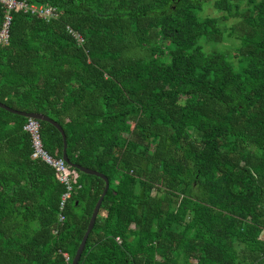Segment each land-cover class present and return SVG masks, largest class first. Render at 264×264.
<instances>
[{
    "label": "trees",
    "instance_id": "obj_1",
    "mask_svg": "<svg viewBox=\"0 0 264 264\" xmlns=\"http://www.w3.org/2000/svg\"><path fill=\"white\" fill-rule=\"evenodd\" d=\"M29 1L59 15L13 12L0 101L108 177L78 264H264V0H213L226 30L205 0ZM225 36L232 53L198 42ZM26 120L0 107V264H71L104 180L68 165L60 207Z\"/></svg>",
    "mask_w": 264,
    "mask_h": 264
},
{
    "label": "built area",
    "instance_id": "obj_2",
    "mask_svg": "<svg viewBox=\"0 0 264 264\" xmlns=\"http://www.w3.org/2000/svg\"><path fill=\"white\" fill-rule=\"evenodd\" d=\"M0 9H2V17L0 19V44L7 42L9 38V28L14 11L34 14L37 17L46 20L56 18L59 15L58 9L55 6L29 0H0ZM67 29L69 33L75 37L78 43H81L84 40L83 35L79 31H76L71 26H67ZM23 128L28 131L31 137V156L34 158H40L53 167L59 181L65 186V191L61 194L59 202V206L62 207L73 189L72 175L68 169V164L62 156H53L45 149L40 132V121L37 118L27 117ZM60 219H63L62 214L60 215ZM116 238L119 240V237Z\"/></svg>",
    "mask_w": 264,
    "mask_h": 264
},
{
    "label": "water",
    "instance_id": "obj_3",
    "mask_svg": "<svg viewBox=\"0 0 264 264\" xmlns=\"http://www.w3.org/2000/svg\"><path fill=\"white\" fill-rule=\"evenodd\" d=\"M0 107L6 109V110H9L11 112H14V113H18L20 115H23V116H26V117H34V118H37L38 120H42V121H47L49 123H51L52 125H54L61 133L62 135V139H63V147H62V158L66 161V163L70 166H73V167H76L78 168L80 171L82 172H85V173H88V174H94V175H97L101 178H103L104 180V187L98 197V199L96 200L94 206H93V209H92V212L90 214V217H89V220H88V223H87V226H86V229L82 235V238L76 248V251L72 257V260H71V264H78V260L81 256V253L83 251V248L85 246V243L87 241V238H88V235H89V232L91 231V229L93 228V225L95 223V219H96V216H97V213H98V210H99V207L101 205V202H102V199H103V196L105 195L108 187H109V180H108V177L100 172V171H97L95 169H92V168H89V167H86V166H83V165H80L78 163H73L68 155H67V152H66V146H67V142H66V134L64 132V129L62 128V126L56 121L54 120L53 118L49 117L48 115L44 114V113H40V112H28V111H24V110H19V109H15L3 102L0 101Z\"/></svg>",
    "mask_w": 264,
    "mask_h": 264
},
{
    "label": "rangeland",
    "instance_id": "obj_4",
    "mask_svg": "<svg viewBox=\"0 0 264 264\" xmlns=\"http://www.w3.org/2000/svg\"><path fill=\"white\" fill-rule=\"evenodd\" d=\"M198 15L201 17L211 16V17H217L219 19V27L222 29H228V27L233 23L234 19L229 18L226 20L222 19V12L217 10L213 6V0H205L202 9L198 12ZM200 44L203 45L204 50H210L212 48H218L222 49L228 53H232L235 51L236 46L238 44V39L234 36H225L221 41L219 42H207L204 40L203 37L199 38L198 41ZM229 57V54H227ZM230 58V57H229ZM230 61L233 63L234 68L238 69L239 63L237 60L230 58Z\"/></svg>",
    "mask_w": 264,
    "mask_h": 264
}]
</instances>
